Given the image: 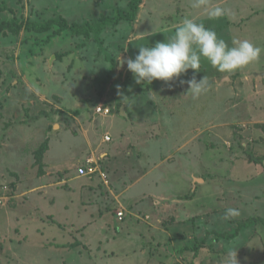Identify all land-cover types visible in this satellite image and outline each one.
Returning <instances> with one entry per match:
<instances>
[{"label":"rangeland","instance_id":"obj_1","mask_svg":"<svg viewBox=\"0 0 264 264\" xmlns=\"http://www.w3.org/2000/svg\"><path fill=\"white\" fill-rule=\"evenodd\" d=\"M129 2L0 0V23L55 21L42 34L0 33V264H227L229 252L238 264H264V52L230 76L202 59L196 78L206 76L210 87L197 99L179 82L192 78L191 69L179 80L137 84L122 63L139 46L164 42L185 17L229 46L239 38L264 48V0H209L230 10L214 20L192 0H142L134 23L99 26ZM58 21L91 28L55 35ZM33 83L39 93L29 90ZM105 105L111 115H96ZM108 133L113 142L96 152ZM110 149L109 186L64 181L83 158L99 162ZM149 170L122 196L120 206L133 210L119 222L115 197ZM191 172L192 202L169 199L164 221L148 228L157 213L149 196L177 197ZM228 208L240 215L225 220ZM100 213L104 219L94 220ZM244 222L251 224L238 229ZM202 239L208 244L197 257L183 252Z\"/></svg>","mask_w":264,"mask_h":264},{"label":"clouds","instance_id":"obj_2","mask_svg":"<svg viewBox=\"0 0 264 264\" xmlns=\"http://www.w3.org/2000/svg\"><path fill=\"white\" fill-rule=\"evenodd\" d=\"M191 7L203 9L210 20L225 17L230 12L219 4L212 6L209 0H192ZM262 52L264 48L248 39L234 38L229 46L213 29L205 27L204 23L197 22L195 18L185 17L174 30V34L167 37L164 42L157 41L152 46H139V52L135 58H128L122 63H126L137 84L142 82L151 84L153 80L165 82L179 80L182 74H186L191 69L193 70L192 78L179 82L182 85L186 83L188 85L186 94L197 99L210 87L206 76L199 80L196 78L200 72L202 59H206L220 73L230 76L239 69L258 61ZM29 90L36 93L40 91L35 83ZM239 215L238 209L228 208L223 218L227 220ZM227 264H238L236 252L228 253Z\"/></svg>","mask_w":264,"mask_h":264},{"label":"crops","instance_id":"obj_3","mask_svg":"<svg viewBox=\"0 0 264 264\" xmlns=\"http://www.w3.org/2000/svg\"><path fill=\"white\" fill-rule=\"evenodd\" d=\"M111 138H112V136H111ZM112 142H113V139H112ZM112 142H110V143H112ZM104 144H106V143H104V142H102V144H101V146L96 150V152H98L99 151V149L101 148V147H103V145ZM107 144H109V143H107ZM107 150H105V152H103V153H101L99 156H98V159L100 160V164H101V167H102V170H103V172H105L106 173V176H107V179H106V181L108 182V184H104V185H108L109 186V183L111 182L112 183V181L110 180V177H109V173H108V169L105 167V165L108 167V165L109 164H107L108 163V158H107V163L104 165V161H105V158L106 157H108V156H111V149H110V151H109V153H107L106 152ZM149 157V156H148ZM165 157V156H164ZM88 158H96L95 157V154H91L90 156H86L85 158H83L82 159V161L79 163V165H78V167H77V169H76V171H75V177H73V175H69L68 177H66L65 178V182H77V180L78 179H81V180H83V179H88L89 177H80L79 176V174H78V169L81 167V166H83L84 165V163H85V161L88 159ZM167 158L168 157H166V158H164V159H162L161 161H159L158 163H156L155 164V166H154V168L152 169V170H155V169H160V167H161V165H165V163L166 162H168V160H167ZM170 158V157H169ZM152 170H149V172L148 173H145V174H143L140 178H139V180L137 181V183H135V184H132V185H130L129 187H127L126 189H124V191L123 192H120V194L117 196V197H115L116 198V201H115V203H118V205H119V207H118V209H117V211L119 210H124V212L126 211V213H125V218H124V220H122V221H119V219H118V217H117V219H118V221L119 222H125V220H126V218H127V216L132 212V210H133V205L131 206V205H129V207H131V209H129V211H127L126 209H124L122 206H120L121 204H120V202H122L121 200H122V196L123 195H125L129 190L131 191V189L132 188H134V187H136L137 185H140L139 183L140 182H142L150 173H151V171ZM191 177L193 178V179H189L188 181H187V188L186 189H182L183 191H182V194H177L176 196L177 197H174V195H172V196H167V197H165V196H163V195H161V196H159V195H155V194H151L149 197L150 198H152V199H155L156 201H155V204H154V207H156V209H157V213H156V217H155V220H154V223L153 224H148V223H145V225L148 227V228H150V229H154V228H156L157 226V224L158 225H160L163 221H164V219L165 218H163V216L165 215V214H167L168 213V211H167V209H168V207L171 205V203H172V200H169V199H173V200H179V199H185V200H189V201H191V200H193L192 198H194L195 196H194V192H193V194H191L190 193V191H191V187H192V185L194 186V184H197V182H196V178H195V173H193V172H191ZM160 176V175H159ZM90 180H92L91 178H89ZM88 179V180H89ZM96 179H98L102 184L103 183H105L104 182V180L100 177V176H95V178H93V180H96ZM112 179V178H111ZM160 180H161V176H160ZM190 181V183H188ZM79 182V181H78ZM205 182V181H204ZM80 184H81V182H79V186L78 187H80ZM185 192H188V193H185ZM129 193V192H128ZM143 196H144V198H146V197H148L145 193L143 194ZM138 197H134V199H137ZM192 202V201H191ZM190 202V203H191ZM68 209H70V208H68ZM117 211H116V213H117ZM108 212H111V211H108ZM135 213H137V212H135ZM135 213H133L134 214V216L133 217H135V219L138 221L137 223L138 224H140V221H141V219H140V214H135ZM104 215H106L105 213H100L98 216L96 215V217L94 218V220H96L97 218H98V220L100 219V221L102 220V219H104ZM117 215V214H116ZM148 218H150L149 217V215H146L145 216V221H149L148 220ZM97 220V221H98ZM177 221H179V220H177L176 218H172V220H171V226H174V224L177 222ZM181 222V221H180ZM107 222L105 221V224H106ZM141 225V224H140ZM162 226H164V227H166L167 225H162ZM175 227V226H174ZM166 229H167V227H166ZM166 229H164L163 231H164V234L165 235H167L168 237H169V239L172 241V242H174V240H173V238H172V235H170V233H169V231L167 232V230ZM159 232V231H158Z\"/></svg>","mask_w":264,"mask_h":264},{"label":"trees","instance_id":"obj_4","mask_svg":"<svg viewBox=\"0 0 264 264\" xmlns=\"http://www.w3.org/2000/svg\"><path fill=\"white\" fill-rule=\"evenodd\" d=\"M141 3H142V0H130V2L128 3L129 9L127 10V12H124L123 14H121L120 16H118L116 18H110V17L104 16V17H102V22H101V25L99 24V26L102 28L108 22H112L116 25H118L122 21H128L130 23H134L136 21V17L138 15L139 7H140ZM54 22L55 21H49V22H46L45 24H42L39 22H31V21L21 22L19 19L15 18L13 20L1 22L0 23V33L4 32V31H11L12 33L17 35L20 33V31L22 29H25L28 33L36 32L38 34H42V33L47 32L48 30H54V26H55ZM57 23L59 24V28L57 31L55 30L56 31L55 35L61 34L66 29H69L75 35H79V34L83 33L82 30L88 33L89 29L91 28L90 26H88V27L86 26V27L81 29L77 24H73L70 26L67 24L66 21H63V22L58 21ZM51 37L52 36H50L49 38H51ZM57 57H59V55ZM47 148H48V143L46 142L43 145V149L41 151V154L45 153L47 151ZM93 178H95V177H92L91 179H93ZM3 187H6V184L3 183V181L2 182L0 181V188L2 189ZM124 218H125V216H124ZM250 224L251 223L244 222L243 224L238 225V229L241 230L244 228H248V226ZM219 235L222 237L226 236V234H223V233H220ZM236 235H237V233L234 234L233 237ZM215 241H218V238L215 239ZM207 244H208L207 240L202 239L200 242H197V244L194 248H185V249H183V252L191 251L194 253V256L197 257L200 253V250L204 246H207Z\"/></svg>","mask_w":264,"mask_h":264},{"label":"built area","instance_id":"obj_5","mask_svg":"<svg viewBox=\"0 0 264 264\" xmlns=\"http://www.w3.org/2000/svg\"><path fill=\"white\" fill-rule=\"evenodd\" d=\"M96 114L107 117L111 114V109L109 107L99 106L96 109ZM111 141H112L111 135L106 134L103 138V142L110 143ZM78 174L80 177H89V178L100 176L104 180L105 184H108V182L106 181L107 179L106 173L103 172L100 162L96 161L94 158H88L85 161V164L78 169ZM4 189H5L4 187L2 189L0 188V196L2 195V193H4ZM124 216L125 213L123 212V210L117 213V217L119 221L124 220Z\"/></svg>","mask_w":264,"mask_h":264},{"label":"water","instance_id":"obj_6","mask_svg":"<svg viewBox=\"0 0 264 264\" xmlns=\"http://www.w3.org/2000/svg\"><path fill=\"white\" fill-rule=\"evenodd\" d=\"M121 65H122V64H121ZM263 75H264V74H263ZM124 112H125V110L122 108V109H121V114L124 115V116H127V115H125Z\"/></svg>","mask_w":264,"mask_h":264}]
</instances>
